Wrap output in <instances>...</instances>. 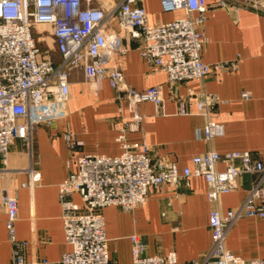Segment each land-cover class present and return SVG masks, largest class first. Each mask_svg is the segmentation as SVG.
<instances>
[{
  "label": "built area",
  "instance_id": "2783aa9c",
  "mask_svg": "<svg viewBox=\"0 0 264 264\" xmlns=\"http://www.w3.org/2000/svg\"><path fill=\"white\" fill-rule=\"evenodd\" d=\"M164 11L180 10L176 18L150 23L141 5L142 0H120L106 11L105 6H82L81 0H0V177L7 169L10 147L15 140L27 150L30 183L40 174L33 163V137L37 126L50 124L66 116L69 98V70L79 67L84 78L99 87L106 79L114 96L123 100L130 116L121 124H113L120 152L116 155L78 152L81 141L71 133L67 123L63 136L71 152L65 165L67 174L58 184V201L65 243L69 246L55 262L40 259L39 264H109L107 237L101 209L115 206L130 210L145 203L150 190L163 184L177 187L181 180L192 175L206 182L209 201L219 194L238 188L243 173L253 174L254 180L240 203L225 212L215 207L208 215L211 244L202 260L192 264H264V258L244 259L225 246L229 229L241 217L264 218V163L248 150L218 152L213 149L193 155L191 165L178 171L176 163L159 159L152 161L145 142H128L126 132L141 119L137 105L150 101L155 108L164 105L159 86L135 91L124 81L121 71L109 63V52L119 48L120 33L140 41L142 58L164 72L169 82L203 78L212 69L236 68V61H219L214 65L204 62L200 53L206 40L201 28L210 6L208 0H159ZM249 2V0H247ZM244 0L243 5L247 4ZM227 7L224 0H216ZM239 4L229 5L233 10ZM112 16L117 22V33L106 31ZM39 25L50 27L55 58L49 49H41L34 36ZM241 96H249L243 91ZM219 101L213 94L203 93L194 99L195 113L207 115ZM177 113L189 115L184 99L177 102ZM222 123L208 118L203 126L204 139L210 141L221 134ZM223 163L221 170L216 168ZM77 193L81 204L73 200ZM6 212L5 226L13 244L10 264H24L20 252L23 242L16 240L14 221L17 200L3 193ZM134 264H181L175 253L145 255L144 243L138 235L129 236Z\"/></svg>",
  "mask_w": 264,
  "mask_h": 264
},
{
  "label": "crops",
  "instance_id": "0c3cea01",
  "mask_svg": "<svg viewBox=\"0 0 264 264\" xmlns=\"http://www.w3.org/2000/svg\"><path fill=\"white\" fill-rule=\"evenodd\" d=\"M120 0H81L82 6L102 4L108 13ZM210 1L201 28L206 40L201 59L214 65L219 61H236V68L212 69L203 78L169 82L164 72L146 62L139 53L137 38L120 33L119 48L109 52V63L121 71L125 83L135 91L159 86L164 98L161 109L150 101L137 105L141 119L126 132L128 142H145L152 161L176 163L181 172L191 165L193 155L208 149L218 152L248 150L264 163V10L253 5H238L233 10ZM150 23L170 21L182 11H164L159 0H142ZM117 22L109 16L108 33H117ZM69 98L66 116L37 126L33 137V166L40 179L30 183L27 150L15 140L10 147L7 171L0 177V264H10L13 244L5 226L6 212L2 194L14 195L17 214L15 238L23 242L20 252L24 264H39L40 259L55 262L69 248L64 241L58 201V184L67 174L66 161L71 152L63 136L67 123L71 133L81 141L78 152L116 155L120 148L113 124H121L129 116L123 100L114 96L106 79L99 87L84 78L81 68L68 72ZM247 91L249 96H241ZM203 93L219 99L208 116L195 113L194 99ZM184 99L189 115L177 113V102ZM208 118L222 123L223 131L204 139L203 126ZM218 163L216 168L223 169ZM254 180L243 173L238 188L219 194L216 201L206 196L208 186L200 176H189L177 187L163 184L152 189L143 204L130 210L115 206L101 209L107 237L109 264H134L129 236L138 235L144 243L145 255L175 253L178 263L192 264L207 253L211 236L209 212H220L237 206ZM73 200L81 204L77 193ZM225 246L244 259L264 258V218L245 216L229 229Z\"/></svg>",
  "mask_w": 264,
  "mask_h": 264
},
{
  "label": "rangeland",
  "instance_id": "374dc122",
  "mask_svg": "<svg viewBox=\"0 0 264 264\" xmlns=\"http://www.w3.org/2000/svg\"><path fill=\"white\" fill-rule=\"evenodd\" d=\"M224 1H226L227 3H236L239 5L244 2V0H224ZM247 4L253 5L259 9L264 10V0H249V2L247 1ZM37 29L38 30L44 29V30H41L40 33H37L35 30H33V34L35 37H37L40 34L45 36L44 40L37 41L39 48L49 49V51L52 53V56L55 58L56 53L54 50L53 39H52V36L50 34V27L46 26V25H39L37 27Z\"/></svg>",
  "mask_w": 264,
  "mask_h": 264
}]
</instances>
